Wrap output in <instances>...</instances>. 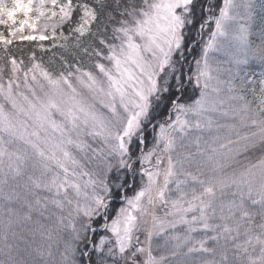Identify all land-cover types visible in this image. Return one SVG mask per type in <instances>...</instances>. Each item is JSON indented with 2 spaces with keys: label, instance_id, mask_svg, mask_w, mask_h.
Listing matches in <instances>:
<instances>
[{
  "label": "snow or ice",
  "instance_id": "snow-or-ice-1",
  "mask_svg": "<svg viewBox=\"0 0 264 264\" xmlns=\"http://www.w3.org/2000/svg\"><path fill=\"white\" fill-rule=\"evenodd\" d=\"M0 264H264V0H0Z\"/></svg>",
  "mask_w": 264,
  "mask_h": 264
},
{
  "label": "rangeland",
  "instance_id": "rangeland-1",
  "mask_svg": "<svg viewBox=\"0 0 264 264\" xmlns=\"http://www.w3.org/2000/svg\"><path fill=\"white\" fill-rule=\"evenodd\" d=\"M257 43H258V41H257ZM189 59L191 60V57H189ZM252 66L255 69V71H256L257 74L261 71V66L259 65L258 62H253V65ZM117 203H119V202H117ZM113 207H116V206H113Z\"/></svg>",
  "mask_w": 264,
  "mask_h": 264
},
{
  "label": "trees",
  "instance_id": "trees-1",
  "mask_svg": "<svg viewBox=\"0 0 264 264\" xmlns=\"http://www.w3.org/2000/svg\"><path fill=\"white\" fill-rule=\"evenodd\" d=\"M118 205H119V203H116L114 206H116V207H117Z\"/></svg>",
  "mask_w": 264,
  "mask_h": 264
}]
</instances>
